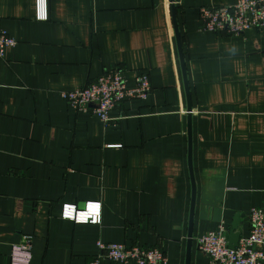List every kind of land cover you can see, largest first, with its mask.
I'll return each mask as SVG.
<instances>
[{"label": "crops", "instance_id": "0c3cea01", "mask_svg": "<svg viewBox=\"0 0 264 264\" xmlns=\"http://www.w3.org/2000/svg\"><path fill=\"white\" fill-rule=\"evenodd\" d=\"M181 1L188 81L172 0H46L47 20L37 0H0V30L17 41L0 59V264L24 236L31 264H86L99 241L158 247L168 264H186L191 241L190 264H210L199 237L237 219L249 234L264 207V29L202 32L201 7L237 0ZM115 69L129 87L147 73L152 93L109 125L62 98ZM90 201L100 223L62 218Z\"/></svg>", "mask_w": 264, "mask_h": 264}, {"label": "built area", "instance_id": "2783aa9c", "mask_svg": "<svg viewBox=\"0 0 264 264\" xmlns=\"http://www.w3.org/2000/svg\"><path fill=\"white\" fill-rule=\"evenodd\" d=\"M181 0H175L177 6ZM38 19L47 20L46 0H37ZM43 5V7H42ZM43 13V14H41ZM201 31L230 36H243L252 30L264 29V0H237L233 5H209L199 10ZM17 41L6 31L0 30V59L5 58L8 48ZM152 93L147 73L137 76L135 85L129 87L123 71L115 69L104 73L85 87L62 93V98L77 112L93 113L104 125L112 121L111 112L130 100H146ZM74 207V206H73ZM87 211L74 207L76 213ZM101 214V212H100ZM71 220H75L74 218ZM249 234L241 236L235 248L229 246V232L221 225L215 232L198 238V248L209 256L210 264H264V207L253 208L248 215ZM92 218L87 222L91 223ZM98 254L86 264H168V256L158 247L98 242ZM33 237L24 236L22 242L14 245L10 264H31Z\"/></svg>", "mask_w": 264, "mask_h": 264}, {"label": "water", "instance_id": "95a60500", "mask_svg": "<svg viewBox=\"0 0 264 264\" xmlns=\"http://www.w3.org/2000/svg\"><path fill=\"white\" fill-rule=\"evenodd\" d=\"M175 0H172L173 3V18H174V26L176 29V33H177V39L179 41V45H180V55L182 58V66H183V70L185 73V79L187 80V75H186V64H185V60H184V54H183V49L181 47V39H180V33H179V28H178V24H177V19H176V11H175V4H174ZM187 93H188V97H190V92L189 89H187ZM190 101V98H189ZM191 106V103H190ZM189 106L188 112L191 113V107ZM189 135H190V145H192V129L191 127H189ZM191 171H192V166H191ZM192 186H193V195H192V203H191V212H190V230L192 231V227L194 224V211H195V205H196V183H195V177L192 171ZM240 226V222L237 219L233 225V228L230 232L229 235V246L231 248H235V246L237 245L238 241L240 240L241 237V232L238 230ZM192 252V245H191V241L189 242V246H188V252H187V258H186V264H190V259H191V253Z\"/></svg>", "mask_w": 264, "mask_h": 264}, {"label": "clouds", "instance_id": "9594fccd", "mask_svg": "<svg viewBox=\"0 0 264 264\" xmlns=\"http://www.w3.org/2000/svg\"><path fill=\"white\" fill-rule=\"evenodd\" d=\"M100 209L101 203L99 201H90L87 203V211L78 212L75 217H73L74 207L65 204L62 209V218L69 220L74 218L77 222H87L88 218L91 217L93 222H98L100 219Z\"/></svg>", "mask_w": 264, "mask_h": 264}, {"label": "bare ground", "instance_id": "6f19581e", "mask_svg": "<svg viewBox=\"0 0 264 264\" xmlns=\"http://www.w3.org/2000/svg\"><path fill=\"white\" fill-rule=\"evenodd\" d=\"M230 235V234H229ZM242 236V235H241ZM241 238V237H240ZM240 241V240H239ZM239 241H238V243H239ZM203 252V251H202Z\"/></svg>", "mask_w": 264, "mask_h": 264}]
</instances>
